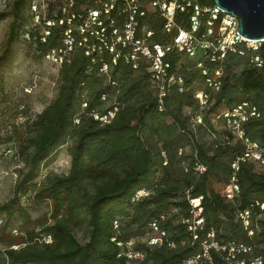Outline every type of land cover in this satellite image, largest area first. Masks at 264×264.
<instances>
[{"label": "trees", "instance_id": "16d2710c", "mask_svg": "<svg viewBox=\"0 0 264 264\" xmlns=\"http://www.w3.org/2000/svg\"><path fill=\"white\" fill-rule=\"evenodd\" d=\"M93 1L78 0L73 10L93 7ZM201 2L215 5L214 0ZM32 3L33 0L17 1L11 45L19 37L17 28L27 4L29 19L36 23L39 15V21L47 24V20L62 18L68 1L49 2L44 10L48 16H42L43 10L34 13ZM150 27L155 30L154 41L166 44L163 23L152 22ZM66 30L67 27L56 24L49 36L29 33L37 37L42 55L48 56L53 51H68ZM239 49L245 50V55H228L223 64V87L207 108H202L195 98L196 92L204 88V77L196 70L188 71V63L177 57L174 64L181 67L190 90L171 91L163 111L148 63L140 62L138 69H134L123 58L117 65L107 60L109 76H105L100 71L102 64L92 63L85 49L78 45L64 54L57 98L27 122L29 132L20 144L19 155L29 169L15 190L16 195L29 193L30 183L38 179L42 164L73 143L69 173L49 176L35 192V200H49L55 206L53 225L45 226L41 233L51 235L53 243H41L38 237H31L24 247L16 249L12 244L5 251L3 264H184L186 258L199 253L185 224L192 210L187 192L192 198L203 197L205 226L199 231L200 240L214 229L221 244L236 242L252 248L241 257L247 263L264 259V213L256 206L258 202L264 203V171L253 163L242 164L240 198L231 204L222 195L236 155L243 150L222 113L244 101L255 104L260 117L252 119L245 131L264 148V43L258 52L263 60L261 68L251 62L254 53L245 46ZM110 112L115 113L114 118H110ZM198 116L203 118L202 124L196 122ZM105 117L108 119L102 120ZM201 128L210 138L207 145L200 142ZM196 154L207 168L201 177L194 171ZM143 188L151 195L134 201ZM249 209L255 213L257 225L253 236L237 219L239 212ZM169 213L172 217H168ZM79 214L90 228L85 244L75 233ZM154 222L166 233L162 244L150 245L151 239L157 238L151 228ZM145 235H149L147 240L143 239ZM114 238L124 243L135 241L136 249L145 255L144 260L119 257L122 251L112 241ZM213 255L215 264H226L220 253Z\"/></svg>", "mask_w": 264, "mask_h": 264}, {"label": "built area", "instance_id": "2783aa9c", "mask_svg": "<svg viewBox=\"0 0 264 264\" xmlns=\"http://www.w3.org/2000/svg\"><path fill=\"white\" fill-rule=\"evenodd\" d=\"M51 1L47 0L46 3V0H33V12L38 14L48 7ZM74 5L73 2L67 4L62 9V18L58 21L47 20L48 35L56 24L67 27L64 35L68 50L53 51L48 58L62 65L63 55L78 45L85 49L92 63L102 64L100 71L105 76H109L110 65L107 60L117 65L123 58L128 64H132L134 69H138L140 62L148 63L152 79L159 90L160 111L164 110L165 99L171 91L185 93L190 90L185 75L181 73V67L174 64L177 57L182 63H188V71L196 70L204 77V88L195 94L202 108L209 107L214 94L219 93L223 87V64L228 55H245V50H240V46H245L246 50L255 54L251 61L253 65L258 68L263 66V60L258 56L262 43L242 37L237 17L226 13L216 4L211 6L201 0H94L93 7L78 12L73 10ZM39 20L40 16L37 15L35 21ZM152 22L163 23L162 33L168 38L166 44L154 41L155 30L150 27ZM109 116L114 118L115 113L110 112ZM222 117L233 136L243 146V150L236 155L231 178L222 192L227 203L235 204L242 193V164L253 163L264 171V148L250 139L245 131L246 125L252 119L259 118L260 113L255 104L244 101L237 107L224 111ZM196 118L198 124L203 123L201 116ZM107 119L108 117H105L102 120ZM183 152L182 150L180 155ZM195 158L194 171L201 177L207 172V168L198 159V154ZM150 195L151 192L143 188L137 192L134 201H140ZM187 195L192 210L185 224L193 236L192 245H198L199 253L186 258L184 264H215L213 252L220 253L226 264H264L263 258L247 263V260L241 257L249 254L252 248L236 242L221 244L214 229L200 240L199 231H203L205 226L203 197L192 198L190 192H187ZM256 206L264 213V203L258 202ZM237 219L249 235L253 236V228L257 226L255 213L250 209L241 211ZM151 228L157 238L151 239L150 245L162 244L166 233L161 232L157 222H154ZM115 229H119L118 222L115 223ZM38 238L41 243H53L51 235L41 234ZM112 241L117 243L122 251L119 257L124 256L134 261L144 260L145 255L136 249L135 241L124 243L116 238Z\"/></svg>", "mask_w": 264, "mask_h": 264}, {"label": "rangeland", "instance_id": "374dc122", "mask_svg": "<svg viewBox=\"0 0 264 264\" xmlns=\"http://www.w3.org/2000/svg\"><path fill=\"white\" fill-rule=\"evenodd\" d=\"M17 1L0 0V264L12 244L16 249L24 247L31 237H40L45 226L53 225L54 204L49 200H35V192L49 176L69 173L73 144L69 143L50 162L42 164L38 179L30 183L29 193L16 195V186L29 169L26 160L19 155L20 144L29 132L27 122L35 119L57 98L62 66L43 56L38 49L37 37L33 38L29 33L49 36L47 24L29 19L28 4L21 26L17 28L19 37L12 45L9 43ZM67 1V4L78 2ZM57 11L58 8L53 13ZM42 16H48L47 11ZM198 133L200 142L207 145L210 142L207 132L201 128ZM75 233L82 244L89 240L90 228L83 215L77 217ZM148 236L143 239L147 240Z\"/></svg>", "mask_w": 264, "mask_h": 264}, {"label": "water", "instance_id": "95a60500", "mask_svg": "<svg viewBox=\"0 0 264 264\" xmlns=\"http://www.w3.org/2000/svg\"><path fill=\"white\" fill-rule=\"evenodd\" d=\"M240 21L239 33L250 41L264 43V0H214Z\"/></svg>", "mask_w": 264, "mask_h": 264}]
</instances>
